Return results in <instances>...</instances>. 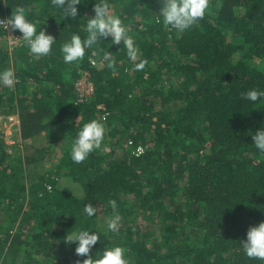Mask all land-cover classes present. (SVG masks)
<instances>
[{"label":"trees","instance_id":"16d2710c","mask_svg":"<svg viewBox=\"0 0 264 264\" xmlns=\"http://www.w3.org/2000/svg\"><path fill=\"white\" fill-rule=\"evenodd\" d=\"M96 2L78 5L77 20H63L52 0L0 3V19L23 6L56 38L48 56L34 57L22 41L9 49L18 30L0 28V70L16 73L13 89L0 85L4 113L19 109L24 136L42 139L51 134L52 115L79 117L75 125L65 121V145L44 173L29 169L33 154L23 167L8 153L16 144H6L0 130V264L82 262L65 239L81 229L101 233L93 254L121 245L129 264H264L241 245L248 228L264 221V153L252 141L264 126V101L241 96L264 90V0H209L203 19L184 32L157 22L160 0H107L140 49L141 71L109 40L79 64L64 63L61 45L86 35ZM108 51L112 68L101 65ZM85 75L94 91L83 99L75 84ZM93 119L107 138L76 164L71 144ZM111 200L118 232L105 224ZM89 203L93 217L84 213Z\"/></svg>","mask_w":264,"mask_h":264},{"label":"clouds","instance_id":"9594fccd","mask_svg":"<svg viewBox=\"0 0 264 264\" xmlns=\"http://www.w3.org/2000/svg\"><path fill=\"white\" fill-rule=\"evenodd\" d=\"M84 0H52V4L62 12V19L71 18L77 20L79 15L78 5ZM4 3V0H0ZM160 8L156 17L158 23H162L169 30L184 32L190 29L200 19H203L209 7V0H160ZM111 5L107 0H101L93 6V15L87 16L84 31L86 35L72 34L71 38L61 45L62 58L65 64H79L85 57L86 52L94 46L98 47L101 42L110 41L111 45H121L126 49L127 57L133 62L136 71L144 69L146 62L136 63L140 55V49L134 38L128 34V29L122 19L110 13ZM0 28L6 32L19 31L22 35L17 41H22L28 46L34 57H45L53 51L56 38L47 33L41 25H37L29 19L27 11L23 6H17L15 11L6 19H0ZM9 49L16 46V42H9ZM107 62V67L114 66V59L111 52H105L101 65ZM94 66L96 60H91ZM16 83V73L11 67L0 70V85L13 89ZM242 99L257 102L264 101V90L251 89L241 94ZM106 129L98 120H90L83 124L77 131L76 137L71 144L70 157L72 161L79 164L85 161L89 155L100 149L105 138ZM252 141L260 153H264V126L252 134ZM144 152L138 147L134 155L140 156ZM114 210L112 216L106 217L105 224L109 232H118L121 216L115 213L117 202L109 201ZM97 209L91 203L84 206V213L88 217L96 215ZM92 229H81L67 234L66 242L75 244L77 257H85L83 261H76V264H129L126 249L121 245L104 246L100 251L93 254V249L98 241H101V233L91 231ZM244 254L252 259L264 261V221L248 228L246 238L241 240Z\"/></svg>","mask_w":264,"mask_h":264},{"label":"rangeland","instance_id":"374dc122","mask_svg":"<svg viewBox=\"0 0 264 264\" xmlns=\"http://www.w3.org/2000/svg\"><path fill=\"white\" fill-rule=\"evenodd\" d=\"M6 110V107H0V130L4 136L6 144L10 146H14L16 144L15 146L17 147H13L11 149L8 148V153L12 156L17 154L23 167H25V164L28 162L26 158L33 154V157L36 158V162L32 161V163H29V169L32 170V166H36V173L48 172L51 165L56 163V153L60 152L62 147L65 145L67 136L65 121H69L72 125H75L79 121V117L76 116L73 119H63L64 121H61L56 114L52 115V118L49 120V123H51V134L47 138L45 137V139H42L36 135L25 137L23 131L21 130V125H23V116L20 115L18 111L19 109H14L11 112L4 113ZM105 138L107 137L105 136ZM49 144L51 147H48ZM17 149L18 152H16ZM106 149L108 150V148ZM39 157L42 158L37 159ZM27 171L29 170H26V172ZM62 180L65 179L63 178ZM24 210H28L27 200H25L23 204V211ZM150 226L147 224L145 227L148 229Z\"/></svg>","mask_w":264,"mask_h":264},{"label":"built area","instance_id":"2783aa9c","mask_svg":"<svg viewBox=\"0 0 264 264\" xmlns=\"http://www.w3.org/2000/svg\"><path fill=\"white\" fill-rule=\"evenodd\" d=\"M10 42H16V44L18 43L17 39L11 40ZM75 88L77 95L83 99L90 96L94 91V86L87 75L76 82ZM47 189L49 190L50 187L47 186Z\"/></svg>","mask_w":264,"mask_h":264}]
</instances>
